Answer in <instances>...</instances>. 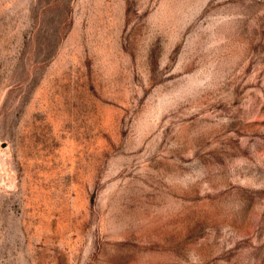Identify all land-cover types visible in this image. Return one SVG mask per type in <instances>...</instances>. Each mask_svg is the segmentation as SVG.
Masks as SVG:
<instances>
[{
  "label": "rangeland",
  "instance_id": "374dc122",
  "mask_svg": "<svg viewBox=\"0 0 264 264\" xmlns=\"http://www.w3.org/2000/svg\"><path fill=\"white\" fill-rule=\"evenodd\" d=\"M0 264H264V0H0Z\"/></svg>",
  "mask_w": 264,
  "mask_h": 264
}]
</instances>
